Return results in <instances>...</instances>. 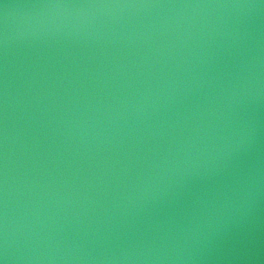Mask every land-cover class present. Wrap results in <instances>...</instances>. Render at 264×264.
<instances>
[{"label": "water", "instance_id": "1", "mask_svg": "<svg viewBox=\"0 0 264 264\" xmlns=\"http://www.w3.org/2000/svg\"><path fill=\"white\" fill-rule=\"evenodd\" d=\"M0 264H264V0H0Z\"/></svg>", "mask_w": 264, "mask_h": 264}]
</instances>
